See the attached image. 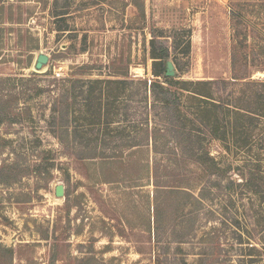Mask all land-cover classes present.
<instances>
[{
  "label": "rangeland",
  "instance_id": "374dc122",
  "mask_svg": "<svg viewBox=\"0 0 264 264\" xmlns=\"http://www.w3.org/2000/svg\"><path fill=\"white\" fill-rule=\"evenodd\" d=\"M160 44L184 88L235 98L264 81V0H0V264H264V211L237 185L250 155L264 173V120L251 152L207 145L231 187L203 174L198 102L171 113L149 89Z\"/></svg>",
  "mask_w": 264,
  "mask_h": 264
},
{
  "label": "trees",
  "instance_id": "16d2710c",
  "mask_svg": "<svg viewBox=\"0 0 264 264\" xmlns=\"http://www.w3.org/2000/svg\"><path fill=\"white\" fill-rule=\"evenodd\" d=\"M156 40H158L157 37L152 35L150 43L153 45L157 42ZM187 52H189V42ZM169 54L167 45L160 44L157 48H154L152 52L153 75L160 77L166 83V86L154 79L150 81L149 89L153 92L155 100L160 101L163 108L168 109L171 113H176L177 110L178 114L181 115V112H179L181 109L180 95H183L184 90L188 91V97L198 102L196 106V116L198 117V155L193 159L198 162L200 170L206 176L228 178L227 187L229 188L235 181L227 176L226 167L216 162L207 145L210 140H218L225 145L224 148L228 151L238 149L243 152H251L256 141L255 134L262 130L260 129L262 127L260 122L264 120V81L249 79V76L237 77L232 75L231 78L233 80H245L248 78L243 82L240 95L235 98H233L232 92L226 93L225 97L216 93L215 85L219 82L217 80H198V82L193 83L198 85V90H188L182 86L185 81L175 79L176 75L174 77L165 75L166 60L169 58ZM102 81H105L108 85H115V92H112L111 87L104 89L106 91V100L111 97L117 98L119 93L118 85L125 82L124 79ZM143 85L146 86L147 82L143 81ZM65 109L68 110L67 103ZM104 110L105 108L99 103L98 112H95L98 115V119L103 117ZM175 129L177 133H181L179 126H176ZM93 155H98V157L103 159L108 158V156L96 154L95 152H93ZM262 161L263 158H260L257 154L250 155L249 159L244 160L245 164L237 168V175L241 179L237 182V185L249 189L251 194L257 198L254 201H258L262 207L261 210L264 211Z\"/></svg>",
  "mask_w": 264,
  "mask_h": 264
},
{
  "label": "water",
  "instance_id": "95a60500",
  "mask_svg": "<svg viewBox=\"0 0 264 264\" xmlns=\"http://www.w3.org/2000/svg\"><path fill=\"white\" fill-rule=\"evenodd\" d=\"M48 62V56L43 53H39L36 56V60L34 62L33 68L35 71H41L42 68L45 66V64ZM165 75L167 77H174L176 75L174 64L171 60H166V69H165ZM56 198H62L64 197V186L61 183H58L55 186L54 190Z\"/></svg>",
  "mask_w": 264,
  "mask_h": 264
},
{
  "label": "crops",
  "instance_id": "0c3cea01",
  "mask_svg": "<svg viewBox=\"0 0 264 264\" xmlns=\"http://www.w3.org/2000/svg\"><path fill=\"white\" fill-rule=\"evenodd\" d=\"M208 9H209V12H211L213 8H212V6H210ZM194 19H195V23H196L195 24L196 25V30L195 31L198 32V12L194 16Z\"/></svg>",
  "mask_w": 264,
  "mask_h": 264
},
{
  "label": "bare ground",
  "instance_id": "6f19581e",
  "mask_svg": "<svg viewBox=\"0 0 264 264\" xmlns=\"http://www.w3.org/2000/svg\"><path fill=\"white\" fill-rule=\"evenodd\" d=\"M33 65H34V62H33ZM33 65H32V66H33ZM43 69H44V67L42 68V70H43Z\"/></svg>",
  "mask_w": 264,
  "mask_h": 264
}]
</instances>
